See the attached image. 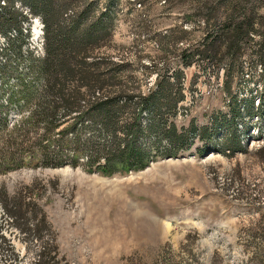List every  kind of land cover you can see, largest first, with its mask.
Wrapping results in <instances>:
<instances>
[{
    "label": "rangeland",
    "instance_id": "obj_1",
    "mask_svg": "<svg viewBox=\"0 0 264 264\" xmlns=\"http://www.w3.org/2000/svg\"><path fill=\"white\" fill-rule=\"evenodd\" d=\"M12 3L23 15L0 29V118L8 120L0 134V222L19 259L15 261L0 239V264H35L47 243L55 264H264V48L259 29L264 0L216 1L217 23L212 19L208 27L203 14L193 13L182 0H53L69 9L67 24L85 6L93 5L95 20L103 13L109 16L110 36L88 53L90 62L107 72L105 79L118 86L96 97L134 99L110 135L88 121L89 107L82 103L77 115L84 118L75 134L65 138L69 147L56 149L62 158L80 150L76 168L43 162L41 143L58 139L59 130L71 122L44 139L48 122L42 103L55 102V97L13 104L7 100L10 89H22L18 80L36 81L31 67L46 55L41 17L20 0H0V7L9 12ZM245 11L258 20L257 32L241 38L238 53L217 59L196 53L228 15L238 21ZM14 25L23 37L8 52L10 40L19 35ZM182 29L187 31L184 39L177 45L168 42L167 52H161L162 36ZM185 55H193L189 67L184 66ZM179 70L184 77L177 83L174 73ZM166 82L177 84L172 89L177 105L156 118L160 126L153 134L145 130L137 141L149 165L113 175L89 173L85 165L95 152L89 140L111 146L117 136L126 145L127 126L138 123L144 129L153 119L138 100ZM80 84L65 83L66 93ZM81 92L85 102L95 101L88 89ZM65 114L58 110V123ZM31 115L41 123L31 126L20 120ZM171 127L181 137L178 144L164 135ZM233 134L243 147L240 151L223 146ZM166 150L177 152L176 157H164ZM97 159L105 164L104 155ZM14 203L20 210L9 213L5 206L11 209ZM16 212L20 216L13 221ZM43 216L46 225L39 223Z\"/></svg>",
    "mask_w": 264,
    "mask_h": 264
},
{
    "label": "trees",
    "instance_id": "obj_2",
    "mask_svg": "<svg viewBox=\"0 0 264 264\" xmlns=\"http://www.w3.org/2000/svg\"><path fill=\"white\" fill-rule=\"evenodd\" d=\"M23 3H26V6L36 17H41L45 25V41H46V55L43 59L37 60V65L32 66V71L35 72L37 77H35V82L24 83L23 80H18V86L22 89L18 92L10 89L6 95L8 101L13 104L14 102L18 103L21 101L29 102L31 99H34L36 96L42 98L43 95L50 97H55L56 101L44 102L46 103L45 110L43 112L44 120H46L47 134L44 135V139L50 138V133L52 130H59L60 127L66 125L64 128L59 130L58 139L53 141H48L47 144L42 147L44 152L43 162L46 166L60 167L63 165H70L73 168L80 167L78 161V151L74 157H66L63 153L56 154V149L60 146L61 149H67L68 140L65 139L68 135H74L78 122L84 117L82 114L77 115L81 112L82 103H85L89 109L86 117L88 121H91L94 124H99L101 130H105L109 135L112 127L116 121H118L121 112L124 107L127 106L129 102H133L134 99H122L123 96L113 97V96H103V98L96 97V94L104 95V92L116 90L118 84H111L112 80L107 81L105 76L107 72L99 69V64L97 62H90V53L88 51L92 48H96L100 45L101 39H107L110 36V31L112 28V23L109 16L106 13L101 14V17L98 20L93 19L94 9L93 5L85 6L80 12H76V17L71 19L70 23L67 24L66 14L69 9L63 8L62 5L54 4L53 0H20ZM187 2V4L194 8L193 13L197 15H202L205 18V26L208 27L211 25L212 19L216 18V7L215 2L220 0H182ZM173 0H167V3H172ZM238 6L244 7V2L240 1ZM141 6V4L139 3ZM216 9V10H215ZM1 11H5V15L2 16L0 12V29H5L10 26L11 23L22 16V13H19L14 9L13 3L9 8V12L5 7L1 8ZM236 11V10H234ZM25 19V18H24ZM222 22V28L217 31L215 36H210L207 38L206 44L204 45L201 51L196 50L198 55H201L208 58L217 59L219 57L223 58V55L226 53L234 52L238 53L240 51V42L242 37H249L253 32H257L255 28L256 21L253 16H248L245 11V15L242 16L238 21L234 19L233 16H229L224 19ZM217 23V20L213 21ZM259 24L263 29V32L260 33L262 44L261 48H264V20L260 21ZM16 26V25H14ZM15 31L19 32L16 40H10L11 45L7 49L8 52L15 49V43L20 40L23 35L21 33V28L16 26L13 27ZM258 29V31H260ZM187 31L182 29L178 34L170 32L165 34L161 38L160 51L167 52L170 47L168 42H173L175 45L181 42L184 39ZM184 66L189 67L192 64L193 55H185L184 57ZM121 66H119L120 68ZM184 77L182 71L174 73L175 82L179 83ZM73 80L76 82H81V86H76L73 88L71 93L67 94V86L65 83H72ZM177 85L176 83L171 84L166 82L163 84L159 91L152 93L149 97H143L139 99L137 104H143L145 111H148L153 117L152 122L146 128H142L138 123H134L132 126H127V138L124 142L126 145L122 144V140H118L115 136L111 146L105 145L101 146L95 143H92V146H95L94 154L87 160L88 164L85 165V168L90 172H96L100 175H113L114 173L119 172H130L136 171V169H145L149 163L150 159L142 147L137 144V141L140 137L144 135V131L148 135L153 134L155 129H158V119L164 110L170 111L172 108L176 107L177 103H174L172 89ZM83 88L88 89L95 101L92 102L88 100L85 102V95L82 94L81 90ZM126 96V95H125ZM18 98V99H17ZM17 99V100H15ZM15 100V101H14ZM9 107V104H7ZM60 108H63L67 113L64 116L62 115L63 120L57 119L56 113ZM75 114L73 117L71 115ZM42 118V119H43ZM161 118V117H160ZM20 120L23 123H28L31 126L41 123V121H34L33 115L28 118L21 116ZM226 124V122H225ZM8 127V120L0 118V134ZM170 132L165 133V137L168 142L173 144H178L180 138L176 133V128L171 127ZM14 129V128H13ZM12 129V130H13ZM11 130V131H12ZM206 129L204 132L206 133ZM15 134V130L13 132ZM12 136H10L11 138ZM62 137V139H61ZM204 140H208L209 136L205 135L202 137ZM224 148L230 151H240L243 147L240 141H236L235 134L232 138L227 139L224 143ZM174 148V147H172ZM175 150V149H174ZM174 150H169L164 153V157H176L177 152ZM105 158V164L99 165L100 160L97 159V156H103ZM96 156V157H95ZM95 157V159H93ZM98 164L95 169L90 167L92 165ZM5 209L9 213L13 212L15 209H19L18 205L14 203L11 209H8V206H5ZM20 215L12 214L11 219L16 221ZM39 223L46 225V217H42ZM4 226L0 222V239H2V245H4L9 253L13 255L15 261L19 259V256L14 253V248L9 244L8 239L2 233V228ZM36 227V226H35ZM30 231V230H29ZM55 256L51 253L50 244L47 243L39 252L38 259L35 264H55ZM57 263V262H56Z\"/></svg>",
    "mask_w": 264,
    "mask_h": 264
}]
</instances>
